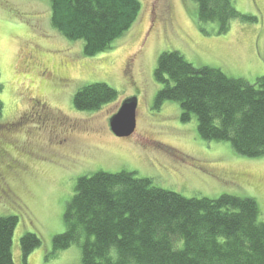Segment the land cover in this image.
Segmentation results:
<instances>
[{"label": "rangeland", "instance_id": "rangeland-1", "mask_svg": "<svg viewBox=\"0 0 264 264\" xmlns=\"http://www.w3.org/2000/svg\"><path fill=\"white\" fill-rule=\"evenodd\" d=\"M139 1L131 29L110 50L88 57L82 42L53 28L49 0H0V174L10 189V197L0 193V216H18L15 264H81L77 245L52 254V238L64 231L77 178L98 170L131 171L188 198L251 197L264 220V156H238L228 142L201 139L195 118L181 122L175 102L153 107L160 89L153 72L166 50L250 83L263 75L264 0H233L257 20L235 18L223 33L217 23L199 28L193 0ZM94 82L113 87L116 98L97 110L74 108L73 94ZM130 97L137 98L136 128L117 137L109 118ZM67 136L70 148L54 153ZM25 232L42 244L24 262Z\"/></svg>", "mask_w": 264, "mask_h": 264}, {"label": "trees", "instance_id": "trees-1", "mask_svg": "<svg viewBox=\"0 0 264 264\" xmlns=\"http://www.w3.org/2000/svg\"><path fill=\"white\" fill-rule=\"evenodd\" d=\"M193 1L202 30L217 23L216 32L223 33L235 18L257 20L237 11L233 0ZM49 8L53 28L82 42L83 55L91 57L110 50L131 29L141 5L139 0H49ZM153 75L160 85L154 108L175 102L181 122L195 118L201 139L228 142L238 156H264V74L250 83L166 50ZM116 96L113 87L94 82L80 87L72 102L78 110L92 111ZM2 109L0 99V117ZM17 223V215L0 216V264H15ZM63 223L51 252L77 245L81 264H264V220L253 198L229 193L188 198L127 170L79 176ZM19 243L25 262L42 240L25 232Z\"/></svg>", "mask_w": 264, "mask_h": 264}, {"label": "water", "instance_id": "water-1", "mask_svg": "<svg viewBox=\"0 0 264 264\" xmlns=\"http://www.w3.org/2000/svg\"><path fill=\"white\" fill-rule=\"evenodd\" d=\"M137 98L125 99L117 112L109 118V128L117 137H129L136 128Z\"/></svg>", "mask_w": 264, "mask_h": 264}, {"label": "flooded vegetation", "instance_id": "flooded-vegetation-1", "mask_svg": "<svg viewBox=\"0 0 264 264\" xmlns=\"http://www.w3.org/2000/svg\"><path fill=\"white\" fill-rule=\"evenodd\" d=\"M3 128H5V127H3ZM70 141H72L71 138L69 136H67L63 141H60L58 143L59 146L56 147L58 150H53V152L60 154L61 151L65 150L66 148H70V143H71ZM2 174H4V173H2ZM0 193L6 197H10L9 196L10 189L6 185V181L4 179V176H3V178H1V174H0ZM0 198H5V197H0Z\"/></svg>", "mask_w": 264, "mask_h": 264}]
</instances>
